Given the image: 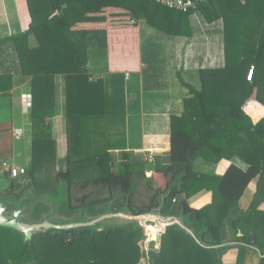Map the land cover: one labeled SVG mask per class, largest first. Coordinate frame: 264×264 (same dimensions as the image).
<instances>
[{"label":"trees","instance_id":"16d2710c","mask_svg":"<svg viewBox=\"0 0 264 264\" xmlns=\"http://www.w3.org/2000/svg\"><path fill=\"white\" fill-rule=\"evenodd\" d=\"M27 3L29 28L0 38V56L11 55L16 65V69H0V95L14 86L16 74L19 79H29L32 94L31 158L25 172L11 179L19 183L28 178L32 186H49L55 180L57 187L48 195L56 201L48 206V202L33 197L30 190H22V195L12 199H0L8 206L28 204L27 222L45 218L39 214L43 203L50 211L55 207L57 219L53 221H60L61 217H67L66 221L91 219L120 211L157 212L178 217L190 231L172 221L164 227L159 247L155 248L152 243L142 245L143 227L134 219L111 217L114 222H110L106 218L75 228L70 235L63 229L51 228L27 236L13 227L0 225V264H140L142 259L144 264H223L221 255L231 246L238 248L236 264H243L254 250L260 255L257 264H264V117L254 120L246 110L250 105H264V0H207L187 12L149 0ZM104 6L128 10L135 19L144 17L150 25L174 35L191 34L188 19L194 11H199L209 23L217 19L223 22L225 63L201 67L199 89L180 79L188 87L189 95L183 99L182 113L170 116L169 160L161 163L157 159L152 168L157 177L147 180L153 192L142 205L133 202L132 190L136 175H144L146 160L138 156L137 161L132 152L123 150L118 170L112 171L111 153L106 148H82L91 144L85 133H96L94 126H98L99 116L105 114L108 101L112 100L104 80L89 77V40L84 37L88 32H76L71 26L83 13ZM57 10L60 12L56 13ZM166 18L170 21L163 24ZM184 23L185 31L180 28ZM30 35L35 37V46L30 44ZM6 46L11 50H3ZM251 66L253 74L247 79ZM59 75L68 134L72 122L79 142L83 143L72 154L68 138V151L61 161L65 168L52 172L58 160L49 119L56 114L59 104ZM81 118L88 119L85 127ZM98 144L102 142L99 140ZM233 155L242 158L247 168L231 163L224 173L217 175L196 165L198 159L214 163ZM84 162H91L98 174L78 180L80 188L92 184L103 187L107 194L76 204L73 190L77 182L72 174ZM169 174L173 179L168 178ZM252 180L256 191L249 206L242 209L239 199ZM202 190L211 191L212 201L201 207L189 204L188 199ZM118 192L122 197H118Z\"/></svg>","mask_w":264,"mask_h":264},{"label":"crops","instance_id":"0c3cea01","mask_svg":"<svg viewBox=\"0 0 264 264\" xmlns=\"http://www.w3.org/2000/svg\"><path fill=\"white\" fill-rule=\"evenodd\" d=\"M167 19L163 24L169 23ZM30 22L27 0H0V38L26 31ZM188 22L190 35H174L150 25L144 17L135 19L128 10L104 6L83 13L72 24V30L88 32L84 37L89 40V77L92 80L102 78L108 98L112 100L108 101L105 114L99 116L98 126H94L98 137L95 140H100L111 154L127 150L135 155H154L153 164L157 159L161 163L168 162L170 116L182 113L183 99L189 95L188 87L180 79L199 89V69L225 63L222 20L209 23L199 11H194ZM180 28L187 30L185 23ZM30 44L36 45L33 35H30ZM3 50L11 49L6 46ZM0 66V69H16L11 55H1ZM15 78L14 86L0 95V162L6 160L13 166L26 168L31 158L32 122L31 106H23V103L29 94L32 100L31 84L29 79H19L18 74ZM57 81L59 104L49 122L56 141V157L60 161L68 151V121L63 107L61 75ZM255 106H251L254 107L251 115L258 120L264 117V105ZM16 129L20 131L19 138L15 137ZM6 131L11 134V140L4 144ZM21 157H25V161H20ZM231 163L247 168V163L236 155L214 163L202 159L196 161L198 168L217 175L224 173ZM152 174L156 178L155 170ZM7 175L0 172L4 180H8ZM255 191L256 183L252 180L239 199L240 208L249 206ZM188 201L192 206L201 207L212 201V193L202 190ZM237 253L236 246L227 248L221 255L222 263L236 264ZM259 256L254 250L243 264H257Z\"/></svg>","mask_w":264,"mask_h":264},{"label":"rangeland","instance_id":"374dc122","mask_svg":"<svg viewBox=\"0 0 264 264\" xmlns=\"http://www.w3.org/2000/svg\"><path fill=\"white\" fill-rule=\"evenodd\" d=\"M246 78H247V74H246ZM251 106L252 105H250L246 109L250 113L254 112V107H251ZM255 110H256V108H255ZM87 122H88L87 118H81V123H82L83 127H85ZM70 124L71 125H70V129H69V134H68L69 146L71 147L72 154H74L75 150H76V146H79L83 142H81V141L79 142V139L77 138L76 126L72 122H70ZM3 137H5L4 144H6L7 142H10L11 134L9 132H7V131L4 132ZM85 137L88 140L91 139V144H84V145H82V148L87 147L88 149L93 150V148L96 147V150H98V148H100V150H102V151L105 149V148H102V147H105V145L94 143V140L98 138L96 134L91 135L88 132H86ZM95 142H98V141L95 140ZM121 151L122 150L113 151L111 154V165L110 166H111V169L113 171L118 170V166H119V163H120V160L122 157ZM26 152L28 153V151H26ZM133 155L137 157V161H138V156L140 158H143L144 160H146L144 175H141L139 177H138V175H136V177H135L136 181L134 183L133 190H132L133 202L136 205H142L149 200V197L153 192V188L148 187L147 180L153 179L152 168L154 166L153 162L155 161V157H153L154 155H151V157H150L147 153H146V155H143V154L141 155L139 153H138V155H135V154H133ZM145 156H146V159H145ZM24 159H25V157H23V158L21 157L20 161H25ZM62 160L63 159H61L60 161H57V164L55 165V170L52 172H56L57 168L60 170L65 168V163L61 162ZM27 161H28V159L26 156V162ZM77 168H78V170L77 171L75 170L72 174L73 178H75L76 182H77L76 187L73 190V193L76 196H81L82 193H87L89 190L91 191V194L89 197L91 199L97 198L100 196H104L107 194L106 189H104L103 187L102 188H96L94 185L91 184V185H89V187L82 189L78 185L80 182L78 180H83L87 177H93V176L98 174V169L95 168V166L92 167L91 162L81 163V164L77 165ZM75 172H77V173L80 172V174L75 176L74 175ZM156 177H157V175H156ZM168 177L170 179H173L172 174L168 175ZM11 178L12 177L9 176V178H7L8 180H4L5 178L3 176H0V181H1L0 182V198H9V199L11 198L12 199L17 195H20V194L22 195V190H30L36 196L37 199L42 200L44 203L48 202L47 203L48 206L53 205V203L56 201V200H54V198H52V196H49L48 193L54 191V189L57 187V183H58L57 181L54 180L49 186H43L42 184H38V183L37 184L34 183L35 185L32 186L33 183L30 182L28 178H26V179L23 178L22 180H20L21 182H19V183H18L17 179L12 180ZM3 181L6 183H3ZM11 182L13 183L12 186L10 185ZM26 185H28L27 188H25ZM23 188H25V189H23ZM87 196H89V195H87ZM118 197H122L121 192H118ZM47 208L48 207L44 206L42 203V208L40 210L41 213H39V214H42L45 217L44 219L48 218L52 221H53V219H57V217H56L57 213H56V211H53V210H56L55 207H53L54 209H52L51 211L48 210ZM75 214H78L77 211ZM60 219H61V221H66L68 218L67 217H61ZM119 219L123 220L124 218L120 217ZM109 221L114 222L112 218H109ZM53 222H55V221H53ZM63 223H65V222H63ZM152 227H153V229H152ZM148 229L151 232H158V233L160 232V234L163 232L162 226H159L158 228H156V230L154 229V226H148ZM143 261H144V259L141 260L140 264H144ZM25 264H35V263L34 262H28Z\"/></svg>","mask_w":264,"mask_h":264},{"label":"water","instance_id":"95a60500","mask_svg":"<svg viewBox=\"0 0 264 264\" xmlns=\"http://www.w3.org/2000/svg\"><path fill=\"white\" fill-rule=\"evenodd\" d=\"M32 196L35 195L32 193ZM24 195L22 199H24ZM24 201V200H23ZM3 199H0V225L13 227L25 235L30 236L39 231H45L51 228L63 229L65 230L66 235H70L73 233L75 228L78 227H87L101 222L106 218L111 217H123L125 219H134L138 220L143 227L144 240L142 245L147 247L151 243L155 248L159 247V237L160 232H151L148 229V226L163 228L168 225L170 222H176L181 226L182 229L190 231L188 227H186L182 221L178 217H165L160 214L154 212H148L143 214H129L125 212H109L99 216H96L91 219H82L75 221H55L53 222L50 219H40L37 222H27L25 218L29 217V205L26 203H14V205H7ZM49 210V208H48ZM65 222V223H63ZM253 247V246H252Z\"/></svg>","mask_w":264,"mask_h":264},{"label":"built area","instance_id":"2783aa9c","mask_svg":"<svg viewBox=\"0 0 264 264\" xmlns=\"http://www.w3.org/2000/svg\"><path fill=\"white\" fill-rule=\"evenodd\" d=\"M156 3H159L168 8H173L178 11L187 12L191 9H196L200 3H203L207 0H149ZM247 79H250L253 74V66H251L247 71ZM26 98V97H25ZM24 98V99H25ZM31 95L29 94L26 98V101L23 103V106L30 107L31 106ZM20 131L18 129L15 130V137L19 138ZM0 172L7 173L10 177L15 178L25 172L24 167H17L10 164V162L4 160L0 162Z\"/></svg>","mask_w":264,"mask_h":264},{"label":"flooded vegetation","instance_id":"af4514ba","mask_svg":"<svg viewBox=\"0 0 264 264\" xmlns=\"http://www.w3.org/2000/svg\"><path fill=\"white\" fill-rule=\"evenodd\" d=\"M90 194H91V191L89 190L87 193H82L81 194V196H76L75 194H74V197H73V200H74V202H76V204L77 203H85V202H87L88 200H92L91 198H89L90 197ZM87 195H89V196H87ZM87 196V197H86ZM120 198V197H119ZM94 199V198H93ZM87 215H89V212H87ZM102 215V214H101ZM99 216V215H98ZM156 228H158V227H154V229L156 230ZM152 229H153V227H152Z\"/></svg>","mask_w":264,"mask_h":264}]
</instances>
